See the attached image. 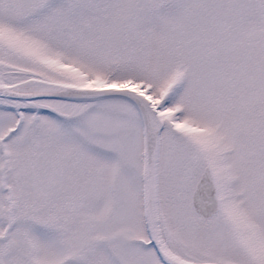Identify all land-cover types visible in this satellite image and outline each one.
Listing matches in <instances>:
<instances>
[{"label":"snow or ice","instance_id":"snow-or-ice-1","mask_svg":"<svg viewBox=\"0 0 264 264\" xmlns=\"http://www.w3.org/2000/svg\"><path fill=\"white\" fill-rule=\"evenodd\" d=\"M0 264H264V0H0Z\"/></svg>","mask_w":264,"mask_h":264}]
</instances>
